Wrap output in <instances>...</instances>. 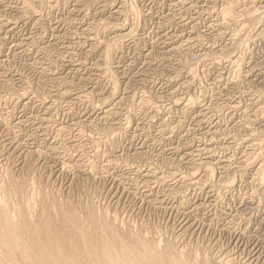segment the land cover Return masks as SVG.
<instances>
[{
    "label": "rangeland",
    "instance_id": "374dc122",
    "mask_svg": "<svg viewBox=\"0 0 264 264\" xmlns=\"http://www.w3.org/2000/svg\"><path fill=\"white\" fill-rule=\"evenodd\" d=\"M231 1L0 0V187L264 264V0Z\"/></svg>",
    "mask_w": 264,
    "mask_h": 264
},
{
    "label": "bare ground",
    "instance_id": "6f19581e",
    "mask_svg": "<svg viewBox=\"0 0 264 264\" xmlns=\"http://www.w3.org/2000/svg\"><path fill=\"white\" fill-rule=\"evenodd\" d=\"M233 1L235 3L238 0ZM233 1H231L232 4H228L230 7L231 5H234ZM132 7L133 5H131V9ZM231 11H233L232 8H227L226 6L224 11L222 12L226 15H230L232 14ZM255 14H252V16ZM252 16V21L254 20V22H257V18L255 16ZM223 18L227 19L226 16H223ZM249 22L251 24L253 23L251 22V20ZM246 34L248 35V33ZM15 182L7 183L8 185H6V190L2 188L3 186L0 187V264H208L205 259L201 258L200 255L190 256L187 252L175 251L173 245L167 243L168 240L166 243L164 242L165 240H163L165 244L163 243L162 245L157 239L155 240L152 237H142L141 235V237L138 236V234L135 233V230L132 231L129 228L125 227L122 228L123 226H118L119 228L117 229L114 225H110L111 222H106L109 219L105 220L104 222L99 214L100 212L97 213L92 208H86L83 212H79L82 209L81 207H79L78 210L80 208L81 209L77 211L76 208L72 206H65L63 205L65 203L62 204L61 201L60 203L57 198H53L54 196L51 197L52 195L49 196L48 193H39L36 190L37 188H35V186L33 185L31 186L34 187L35 190L32 189L31 193L30 191H28L29 196L27 197L26 195H24L23 190L25 187L23 184L25 183L22 182L23 184H18V182ZM33 184H35V182ZM25 189H27V187ZM38 190L40 191V189ZM42 196H44L43 202L40 200ZM69 204L67 203V205ZM87 206L89 207L88 204ZM119 229H121V231Z\"/></svg>",
    "mask_w": 264,
    "mask_h": 264
}]
</instances>
